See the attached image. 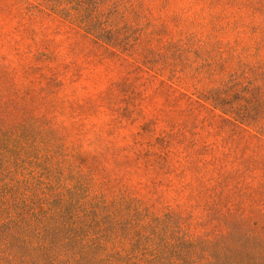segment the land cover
I'll return each mask as SVG.
<instances>
[{"label": "rangeland", "instance_id": "374dc122", "mask_svg": "<svg viewBox=\"0 0 264 264\" xmlns=\"http://www.w3.org/2000/svg\"><path fill=\"white\" fill-rule=\"evenodd\" d=\"M84 1L119 47L0 0V128L34 140L5 175L33 207L124 195L186 239L264 257V0Z\"/></svg>", "mask_w": 264, "mask_h": 264}, {"label": "trees", "instance_id": "16d2710c", "mask_svg": "<svg viewBox=\"0 0 264 264\" xmlns=\"http://www.w3.org/2000/svg\"><path fill=\"white\" fill-rule=\"evenodd\" d=\"M102 1L96 0L95 11L101 9ZM41 2L95 39L104 41L112 34L108 45H121L118 26L88 15L84 0ZM261 11L264 14V5ZM234 113L235 121L248 124L249 115ZM31 138L28 130L15 129L8 134L0 128V264H264V257L242 255L241 245L232 239H186L175 231L170 216L151 218L139 207L130 208L131 202L124 195L110 203L101 196L78 200L75 194L62 198L61 204L51 209L33 207L23 197L26 193L20 180L12 181L5 175L12 174L10 165L18 164L23 148L32 146ZM98 198L101 200L95 204Z\"/></svg>", "mask_w": 264, "mask_h": 264}]
</instances>
